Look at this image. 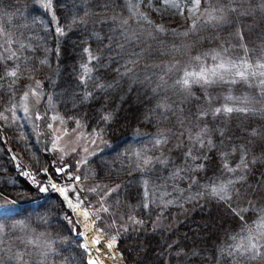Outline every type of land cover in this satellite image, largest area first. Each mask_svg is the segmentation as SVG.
Here are the masks:
<instances>
[{"label": "snow or ice", "instance_id": "snow-or-ice-1", "mask_svg": "<svg viewBox=\"0 0 264 264\" xmlns=\"http://www.w3.org/2000/svg\"><path fill=\"white\" fill-rule=\"evenodd\" d=\"M35 3L50 15L57 38L65 36L73 27L87 24L94 15L85 0L82 14H74L61 23L53 0H35ZM141 3L142 0H128L129 16L111 17L113 30L123 42L114 41L113 36L107 37L104 47L110 53L108 62L101 65L104 58L94 53L90 46L82 49L86 59L76 73L74 88L79 94L73 95V105L84 103L117 83L115 78L108 82L93 75L97 66L108 67L114 63L113 71L118 78L144 83L155 98L145 119L151 123L149 117L155 114L167 121L171 115L179 128L174 132L172 127L162 126L157 121V132L150 135L151 148L146 145L129 147L118 153V157L123 155L127 160L130 173L141 174V194L135 208L147 213L152 231L163 226L170 209L187 211L186 204H199L202 200L214 202L222 209L223 219L239 221L238 230H223L226 239L216 245L214 254L201 253L196 248L189 251L174 248L178 241H173L167 245V250L157 254L164 264H188L197 256L201 257L197 264H264V179L257 182L256 189L247 183L256 166L264 163V124L246 126L245 137L235 138L241 139L240 143L235 142L232 134H226V125L233 114L264 117V41L259 50L250 49L243 43V32L237 30L240 43L229 47L241 49L242 54H230L229 47H222L192 55L195 43L172 44L162 51L158 49L155 55L150 50L151 41L160 34L195 36L202 28L219 29L230 25L234 16L264 15V0H147L144 6L148 11L140 10ZM7 8L0 4V18H6L10 25L15 13ZM151 13L160 19L166 15L183 18L187 27L183 31L169 29L152 19ZM130 21L137 27L133 28ZM22 36L0 23V88L7 85L6 91L10 93L5 105L0 107V147L8 143L6 130L15 126L20 133L17 144L22 150H29L30 158L25 165L20 154L12 148L3 149L14 162L18 176L24 178L25 185L14 195L0 190V264H57L58 259L60 264H108L109 261L126 264L119 247L121 238L146 228L149 221L137 215L131 205L124 206L128 211L123 210L118 195L121 184H86L87 169L82 172V166L89 164L88 158L100 150L99 144L111 146L106 135L114 112L101 109L98 126L87 133L83 131L87 125L81 119L67 117L76 124L72 130L76 133V142L83 139L84 146L62 147L61 140L69 131L64 127L66 118L56 111L52 94L45 93L42 81L36 78L40 66L49 64L48 57L39 58L38 65L34 64V57L28 55L35 51L34 46ZM163 44L161 41L160 47ZM113 51L115 56L111 55ZM59 52L57 39V56ZM156 56L170 59L160 64L144 63L143 68L140 67L143 61L154 60ZM21 79L30 83L23 87L17 99L16 85ZM241 84L255 89V93L236 94L234 88ZM197 90L200 95L195 94ZM45 96L46 107L42 111L40 106ZM192 101L194 105L186 108ZM41 121L47 131L41 130ZM26 124L31 126L37 143L41 135L46 137L43 157L30 151L32 146L28 143L30 137L25 134ZM173 136L178 141L176 148L181 150L176 159L161 151ZM226 139L231 142L225 144ZM257 142L259 156L255 154L256 147H249ZM88 145L95 147L89 150ZM69 152L76 154L72 162L66 159ZM124 166L121 161L118 171ZM158 166L168 170L171 192L162 190L150 179ZM260 175L264 178V172ZM9 183L16 185L18 182L9 178ZM157 192L161 194L158 196ZM113 193L117 196L113 197ZM52 200L60 205L62 221L72 226L70 232L81 250L71 262L55 246V238L46 232L36 234L34 229L29 230L33 213ZM38 219L49 223L47 214ZM17 232L19 235H15ZM165 251L168 253L166 259Z\"/></svg>", "mask_w": 264, "mask_h": 264}, {"label": "trees", "instance_id": "trees-1", "mask_svg": "<svg viewBox=\"0 0 264 264\" xmlns=\"http://www.w3.org/2000/svg\"><path fill=\"white\" fill-rule=\"evenodd\" d=\"M81 2V4L76 5ZM135 0H133L134 2ZM57 15L61 19V23H65L67 19H70L74 14H82V9L85 6V0H53ZM89 10L94 13L89 20L97 17L110 21L111 17L123 16L128 17L129 11L126 7L128 0H86ZM0 4L7 5L9 12L15 13L12 17L11 24L8 25L6 18H0V23H4L6 27H10L13 32L18 36L22 33V38L32 43L35 51L29 52L28 55L34 57L33 63L38 65L39 58H43L47 55L49 64L40 66V70L36 73V78L40 79L43 83L45 93H51L54 91L62 92L63 88L69 85L72 89L73 95L79 94V90L74 88L77 83L76 73L80 71L79 65L85 61L86 56L82 49L86 46H90L94 53L102 55L104 58L101 65L108 62L110 55L109 51L104 47L108 43L107 37L113 36L115 40H121V38L114 32L111 24H107L106 27L98 29L94 22L79 27H73L70 31H67L66 35L57 38L54 32V25L50 23V15L42 8H40L35 0H0ZM17 9L19 11L17 12ZM88 20V21H89ZM133 28L134 22L130 21ZM237 30H240L244 34V41L246 44L259 50L261 42L264 41V15L259 16H234L232 17V23L230 25L223 26L219 29L202 28L198 35H189L193 37L195 47L200 46L204 48L208 47H222L220 44H224L227 47L229 45H236L240 43L238 37H235ZM229 32V34H228ZM184 36H172L160 34L157 38L151 41V48L153 55L157 50H163L164 48H170L172 44L181 45L184 42L190 40V38ZM57 39H59V56L56 54ZM163 41V47H160V42ZM243 41V43H244ZM121 42H123L121 40ZM144 45H141L143 47ZM115 48V45H114ZM235 48V47H234ZM46 49L51 51L46 52ZM69 49V50H68ZM237 53L242 54L241 49L235 48ZM115 56V51L111 53ZM167 56H156L154 60H147L150 64H156L160 60H164ZM167 59V58H166ZM147 61H144L147 63ZM122 62V61H121ZM95 63V62H94ZM142 64V63H141ZM116 64L112 63L108 67L97 66L93 75L103 77L106 81L112 82L115 78L117 83L105 92H99L94 97L84 103L77 102L75 106L73 102H65V97H73L69 93L62 92L61 95L56 93V98L62 97L59 103V109L66 117L74 116L79 117L86 125L87 130L97 127L101 109L104 111L114 112V119L108 126L107 131L108 140L112 144L113 148L109 149L103 155L95 157L92 160L93 169L95 170V178L98 180L106 181L105 183L111 184L112 182L121 184L119 189V196L123 200H131L133 205H137L141 194V174L139 172H131L127 167V160L123 155L118 157V153H123L125 149L129 147H141L146 144L151 148L150 135L157 132V121L161 122L162 126L175 128V117L169 115L167 121L162 120L158 115H151L149 118L152 121L149 123L145 116L148 115L155 103V98L151 97L148 86L141 81H132L129 79H120L117 77L113 69ZM143 68V65H140ZM30 83L27 79H21L16 88L17 99L21 94L23 87ZM7 85L0 88V106L3 107L8 100L10 93L6 91ZM143 91L147 96L144 102H141L139 108L130 104L134 99L137 92ZM236 94H241L242 91L234 89ZM196 92V91H195ZM54 93L52 95H54ZM197 93L199 91L197 90ZM121 97V100H119ZM143 103V105H142ZM141 106V107H140ZM188 106L186 105V108ZM138 109L141 110V114H138ZM144 115V116H143ZM221 126H225L224 122H220ZM264 124V117L256 116H244L242 114H233L232 120L226 125V134H232L234 139L236 137H245V128L248 125L257 126ZM137 129L139 133H137ZM8 135L15 134L12 138L13 142L18 146L17 141L20 133L14 127L6 130ZM14 132V133H11ZM28 132L25 127V133ZM11 136V135H10ZM15 139V140H14ZM30 140V139H29ZM33 143H28L32 146L30 151L40 155L42 149L41 143H37L36 136L32 138ZM172 142V145H171ZM231 141L225 140V144ZM236 143H240L241 139H235ZM177 139L175 136L167 143V146L161 151L172 159H176L180 156V149L176 148ZM250 148L256 147V155H261L259 151V142L256 145H249ZM19 150L23 155L30 159L28 156L29 150ZM38 148V149H37ZM39 148H41L39 150ZM155 154H159L156 152ZM215 157V153L212 154ZM6 152L3 147H0V190L6 191L10 195H14L19 190L22 180L20 176L13 177V172L8 166L6 167L7 160ZM251 156L249 157V159ZM121 161H124V168L121 169ZM5 165V167H4ZM264 172V163L258 164L253 173L248 177V184H251L254 189L257 188V182L262 178L260 173ZM9 178L18 180L19 186L9 183ZM20 178V180H19ZM150 179L161 187V189H170L171 181L168 179V170L162 166H158L154 172L150 174ZM3 185V187H2ZM25 185V184H24ZM7 187V189L5 188ZM135 193L134 201L132 193ZM117 194V193H116ZM37 203H40L37 201ZM132 205V207H133ZM55 208L56 211H52ZM185 209L172 208L170 213H166V219L163 221V226L157 231L149 229V217L146 216V212L137 208L136 214L144 218L147 223V227L141 229L136 234L127 233L125 237H122L119 243V247L122 249L125 262L128 264H146L152 258L156 259L155 264H164V261L158 257V253L162 250H167V245L173 241H178L174 245V248H183L185 251H189L196 248L201 253L214 254L216 245L222 242L226 237L224 236V229L239 228V221L233 218L223 219V211L218 208L214 202L203 201L199 204L191 203L186 204ZM219 210L217 213L216 211ZM216 212V213H215ZM47 214L49 223L44 224L38 219L39 216ZM60 205L52 200L50 204L44 208H39L32 215L31 223L29 225L32 230H35L36 234L40 232H46L50 237L55 238L56 247L63 252L67 257L71 258L78 256L80 249L77 248L75 243L74 234L70 232V227L66 221H62L60 217ZM143 214V215H142ZM155 217L153 216L152 219ZM207 225V227H206ZM19 233H15L18 235ZM158 236V238H156ZM19 244L18 241H15ZM23 247V245H21ZM167 251H165V259L167 258ZM27 258V257H26ZM201 259L197 256L190 260L188 264H197ZM57 264H60L59 259Z\"/></svg>", "mask_w": 264, "mask_h": 264}, {"label": "rangeland", "instance_id": "rangeland-1", "mask_svg": "<svg viewBox=\"0 0 264 264\" xmlns=\"http://www.w3.org/2000/svg\"><path fill=\"white\" fill-rule=\"evenodd\" d=\"M135 2V1H134ZM75 4L76 5H78V4H81V2H79V3H76V1H75ZM147 4V0H142V3H141V8H140V10L141 11H148V9L144 6V5H146ZM259 16H261V14H259ZM151 18L152 19H154L156 22H158V23H163L164 25H165V27H167V28H169V29H172V28H175V29H177V31H183L186 27H187V24L185 23V21L183 20V18H180V17H172L171 15H166L163 19H160L159 17H157L156 15H155V13H151ZM92 21H88L89 23H92V22H94V25H96L97 27H98V29H102L103 27H106V25L107 24H111V22L110 21H107V20H104V19H102V18H99V17H97V18H95V19H91ZM112 25V24H111ZM134 26H135V24H134ZM228 34H229V32H228ZM235 37H237L236 35H235ZM189 38L192 40L193 39V37H191V36H189ZM193 43H195L193 40L190 42V40H188L187 42H184V44H193ZM244 43H246L245 41H244ZM222 47H227L226 45L224 46V44H220ZM222 47H219V46H216V47H208V48H204V47H201L200 48V46H196V47H194V49H193V51H192V55H195L197 52H204V51H208V50H211V49H219V48H222ZM249 47V46H248ZM250 49H253V48H251V47H249ZM69 50V49H68ZM237 51L238 50H236L234 47H229V52H230V54L231 53H237ZM167 58V59H166ZM178 58H180V59H187V57H178ZM168 59H170V57H165V59L164 60H160L159 62H157L156 64H160L162 61H166V60H168ZM144 63H146V62H142V64L141 65H144ZM147 63L148 64H150V62H148L147 61ZM155 70H158V69H155ZM130 80H129V86H130ZM28 83V82H27ZM234 89H237V90H240V91H242V93H244V92H248L249 94H254L255 93V89H248V88H246V86L245 85H237V86H235V88ZM52 91V94L54 93V91L53 90H51ZM45 92V91H44ZM62 92H65V93H69V95L71 94V96H73V92H72V89H71V87L69 86V85H67L65 88H63V90H62ZM62 92L60 91V92H58V91H56L55 93H54V95H52V97H53V104L55 105V109H56V111H58L59 113H60V115H62V116H64L63 114H62V111L59 109V103H58V101L59 102H61L62 101V99L64 100V98L62 97V99L60 98V97H57L58 98V101L56 100L57 98H56V93H58V95H61L62 94ZM195 94L196 95H200V92L199 93H197V91L195 92ZM149 97V96H147L143 91H141V92H137V94H135V97H134V99H132L131 100V102H130V104L131 105H133V106H136L137 108H139V105H141V102H144V100L145 99H147V98ZM56 98V99H55ZM46 99H47V97L45 96V102H42V104H41V110L43 111V109L46 107ZM65 102H71L72 101V98L71 97H65ZM119 100H121V97H120V99ZM194 101H192V102H190L187 106L188 107H192L193 105H194ZM142 105H143V103H142ZM1 107V106H0ZM141 107V106H140ZM138 114H141V110L140 109H138ZM144 116V115H143ZM72 117H74V116H72ZM65 118H66V123H65V125H64V127H67L68 128V135H66V136H63V138H62V140H61V146L62 147H66V148H68V149H70L71 147H73V146H77L78 148L80 147V146H84V140L83 139H81V140H79L78 142H76V133L75 132H73L72 130L73 129H75L76 128V124H75V122H74V120H68L67 119V117L65 116ZM76 118H79V117H76ZM83 122V121H82ZM40 124H41V130H43V131H47L45 128H44V125H43V122L41 121V122H39ZM84 123V122H83ZM175 123H176V121H175ZM85 124V123H84ZM14 128H15V126H13ZM25 127H27V129H28V132H26L25 134L26 135H28L29 137H30V142H31V144L33 143V141H31L32 140V138L34 137V136H36L35 135V133L32 131V128H31V126L30 125H25ZM178 128H179V125L176 123V125H175V128L174 129H176V130H178ZM16 129V128H15ZM17 130V129H16ZM77 131H80L79 129L77 130ZM83 131L85 132V133H87V132H89V130H87V128H85V129H83ZM11 133H14V132H11ZM108 134H110V131H107V135H106V139L108 140ZM11 135V136H10ZM10 135H8V137H9V140H8V143L6 144V145H3L2 147H3V149L4 148H12L17 154H20V156H21V159H22V161H23V163L25 164V165H27L28 163H29V159L28 158H26L24 155H23V153L19 150V148H18V146L13 142V140H12V138H14L15 136V134H10ZM17 138L19 137V136H16ZM36 139H37V137H36ZM40 143H41V146H42V149L44 148V146H45V142H46V137L44 136V135H41L40 136ZM15 140V139H14ZM178 142V141H177ZM99 143V142H98ZM149 144H151V143H149ZM110 147H108V146H105V145H103V144H99V149L100 150H98V151H96L95 152V154L94 155H92V156H90L88 159H89V164L88 165H86V166H82V172L85 170V169H87V174H88V176H89V179L87 180V181H85V183L86 184H93V183H102V184H107V183H105L104 181H102V180H98L97 178H95V170L93 169V164H92V160L95 158V157H99V156H101V155H103L105 152H107L109 149H111V148H113V146H112V144L110 143ZM144 145H146V144H144ZM143 145V146H144ZM171 145H172V142H171ZM147 146V145H146ZM167 146V144L166 145H164L163 147H162V149L163 148H165ZM88 147H89V150H91L93 147H95V146H91V145H88ZM38 149V148H37ZM41 148H39V150H40ZM42 149L40 150V155H41V157H43L44 155H46L43 151H42ZM161 149V150H162ZM5 152V151H4ZM81 155H83V153L81 152L80 153ZM74 156H76V154L75 153H71V152H69V155H68V157L66 158L67 160H69L70 162H72L73 161V157ZM78 158V157H77ZM8 162H7V164H6V167L8 168V166H10V168H11V170H12V172H13V177H15V176H18V173H17V170H16V168H15V165H14V162H12L11 160H10V156H9V154H7L6 153V158H5ZM4 167H5V165H4ZM21 178V180H22V184L20 185V183L19 184H16V186H22V185H24L25 184V180H24V178L23 177H20ZM20 178H19V180H20ZM16 181H18V180H16ZM2 187H3V185H2ZM6 189H7V187H5ZM163 190H167V191H169V192H171L172 191V189L170 188V189H163ZM130 194H132L131 196L133 197L132 199L134 200V201H137L134 197H135V193H134V191L132 192V193H130ZM161 193L160 192H157V195L159 196ZM115 196H117V194L116 193H113V197H115ZM122 197L121 196H119V199H120V201H121V206L123 207V210L124 211H128L129 209L127 208V207H124L125 205H133L132 204V201L130 200H123V199H121ZM204 200H202V201H200V202H203ZM135 206L136 205H133V208H135ZM137 208H135V210H136ZM217 213L219 212V210H217L216 211ZM215 212V213H216ZM220 213V212H219ZM62 215H63V213L61 212V214H60V217L62 218ZM143 215V214H142ZM147 215V214H146ZM69 227L71 228L72 226L71 225H69ZM146 227H147V225H146ZM149 229H147V231H149L150 232V230H151V223L149 224V227H148ZM160 229V228H159ZM29 230H32V228H30L29 227ZM157 231V230H156ZM129 233H132V234H136L137 232H129ZM19 235V234H18ZM126 235V234H125ZM125 237V236H124ZM156 238H158V236L156 237ZM19 242V241H18ZM33 255H35V252H33ZM155 262H156V259H151L150 261H147L146 262V264H155ZM108 264H111V262L109 261L108 262ZM127 264V263H126ZM129 264V263H128ZM141 264H142V262H141Z\"/></svg>", "mask_w": 264, "mask_h": 264}]
</instances>
